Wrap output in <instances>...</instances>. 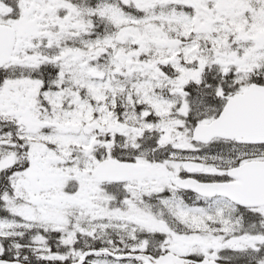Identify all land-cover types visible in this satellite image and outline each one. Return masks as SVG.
Returning a JSON list of instances; mask_svg holds the SVG:
<instances>
[{"label": "snow or ice", "instance_id": "6c2138e0", "mask_svg": "<svg viewBox=\"0 0 264 264\" xmlns=\"http://www.w3.org/2000/svg\"><path fill=\"white\" fill-rule=\"evenodd\" d=\"M0 264H264V0H0Z\"/></svg>", "mask_w": 264, "mask_h": 264}]
</instances>
